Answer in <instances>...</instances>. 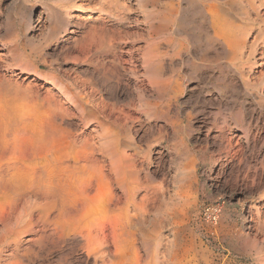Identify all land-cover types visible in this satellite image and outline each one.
Here are the masks:
<instances>
[{
  "label": "rangeland",
  "instance_id": "rangeland-1",
  "mask_svg": "<svg viewBox=\"0 0 264 264\" xmlns=\"http://www.w3.org/2000/svg\"><path fill=\"white\" fill-rule=\"evenodd\" d=\"M60 135L106 167L121 151L137 206L117 227L123 264H261L264 0H0L2 168L29 174ZM29 178L0 191V264H84L74 242L38 256L41 227L14 243Z\"/></svg>",
  "mask_w": 264,
  "mask_h": 264
},
{
  "label": "bare ground",
  "instance_id": "bare-ground-1",
  "mask_svg": "<svg viewBox=\"0 0 264 264\" xmlns=\"http://www.w3.org/2000/svg\"><path fill=\"white\" fill-rule=\"evenodd\" d=\"M253 1L254 0H251V2ZM211 15L212 13H210L209 16ZM226 34L227 33L224 35ZM229 36L230 35L227 34L226 37L222 36V38L224 37L227 39L228 48L232 50L236 45V40L234 37ZM73 98L77 97L75 96ZM82 99L83 98L80 97L81 101ZM78 108L83 119L86 117L96 118V121L97 119H101L97 117L96 111L93 112L88 110L87 106L83 103H79ZM83 119H80V121H84ZM98 124L99 128H102L104 126V121L99 120ZM61 135L56 138H60ZM107 137L108 136L105 138ZM61 138L62 139H59L58 142L53 139L55 141H52L53 143L47 141L50 144L35 145L33 151L30 152V156L29 154L27 155L29 156V158L27 157L28 160L24 157L23 160L28 161L29 164L27 165L31 167V171L30 168L28 171L30 172L29 174L25 172V169L21 165L18 168L13 166H7L6 168L3 166L2 168L0 164V191L6 190V188L10 186L9 182H13L11 185L12 187L15 184H22L24 181H27L23 179V177L27 179L28 177H32V179L29 180L30 183L27 182V184L29 185L28 193H32L31 195L35 197V207L28 215V218L23 220L20 225L12 231L14 243L16 242V244H19L22 235L25 234L26 231H34L36 227H41V229L35 230L38 238L29 239L35 244L33 245L34 248L32 247L31 249L34 251L37 249L38 256L41 253L42 255L43 253L49 254V252L53 250L56 251L58 248L63 249L60 247L61 243L65 244L68 242L70 244L72 242L73 244L74 242L75 244L73 247L76 246L78 249L77 246H79L86 257L82 260L84 264H90V261H93L92 264H105L106 258L109 260L112 258V261H110L111 264H123L124 255L122 251L124 250H120L119 241L116 239L118 237L117 227L130 221L132 218V215H130L131 209L133 210L137 206L135 207V203L132 202L134 194H131L132 192L129 187L130 182L128 183L125 176L120 175L121 164L118 163L119 159L117 158V160L115 158L119 155L121 156V151L119 147L116 149L114 148V151L112 150L113 152L108 155L110 163L106 167L86 157L88 149L91 150L93 154L97 151L98 148L95 146L96 144H87V142H84V145H78L76 140L73 138L69 139L68 135ZM101 138H103V136ZM104 142L107 143V141ZM110 150L111 149H109V151ZM4 156L5 155H0V161ZM114 158L116 160H114ZM10 161L7 160L6 162L8 164L6 165H9ZM14 169L15 172H12ZM12 177H14V180H12ZM6 185L7 187H5ZM16 187H18V185ZM21 189L23 188L20 187V190ZM142 210L141 208L140 211L142 212ZM36 212L38 213L35 218H33ZM54 212L55 216L51 217ZM67 248H70V250L73 249L72 246ZM73 250L76 249L74 248ZM73 250L72 252L74 253ZM60 256L64 258V262L61 261V263L65 264L66 254L63 255L62 253ZM69 257L68 254V258ZM260 261L261 264H264V259ZM77 264H79V262Z\"/></svg>",
  "mask_w": 264,
  "mask_h": 264
}]
</instances>
